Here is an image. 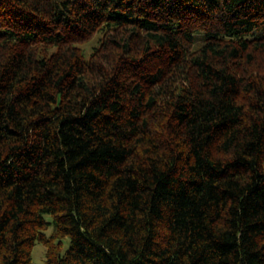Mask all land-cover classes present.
Listing matches in <instances>:
<instances>
[{
  "label": "trees",
  "instance_id": "trees-1",
  "mask_svg": "<svg viewBox=\"0 0 264 264\" xmlns=\"http://www.w3.org/2000/svg\"><path fill=\"white\" fill-rule=\"evenodd\" d=\"M38 241L264 264V0H0V264Z\"/></svg>",
  "mask_w": 264,
  "mask_h": 264
},
{
  "label": "rangeland",
  "instance_id": "rangeland-1",
  "mask_svg": "<svg viewBox=\"0 0 264 264\" xmlns=\"http://www.w3.org/2000/svg\"><path fill=\"white\" fill-rule=\"evenodd\" d=\"M52 230V227L48 229V233ZM70 239H65V249L68 248ZM33 264H43L46 260V246L42 241H38L32 250Z\"/></svg>",
  "mask_w": 264,
  "mask_h": 264
}]
</instances>
